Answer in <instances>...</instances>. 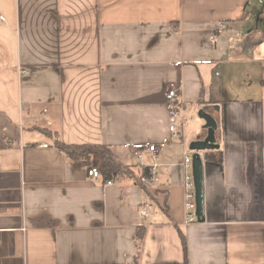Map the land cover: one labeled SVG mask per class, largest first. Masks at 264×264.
<instances>
[{
	"label": "crops",
	"instance_id": "0c3cea01",
	"mask_svg": "<svg viewBox=\"0 0 264 264\" xmlns=\"http://www.w3.org/2000/svg\"><path fill=\"white\" fill-rule=\"evenodd\" d=\"M168 90L217 123V160L201 153L203 222L185 216L181 164L206 131L192 118L171 141ZM38 129L109 146L136 176L154 145L157 180L89 182L93 164ZM137 255L264 264V0H0V264Z\"/></svg>",
	"mask_w": 264,
	"mask_h": 264
},
{
	"label": "built area",
	"instance_id": "2783aa9c",
	"mask_svg": "<svg viewBox=\"0 0 264 264\" xmlns=\"http://www.w3.org/2000/svg\"><path fill=\"white\" fill-rule=\"evenodd\" d=\"M249 2L252 0H248ZM219 30H225L226 27L224 24L218 25ZM165 107L166 113L168 115V122L170 127V139L174 142L184 143L185 138V126L188 122L193 118L192 115H189L186 111L185 104L178 99L177 90H168L165 94ZM45 147V146H44ZM147 152L151 154L152 164L147 168L148 174H150L149 179L142 177L140 182L144 185L149 184L150 182L157 180L156 170L158 168V163L156 159V155L158 153V149L154 145L148 146L146 149ZM137 160H140V152L134 153ZM191 153L188 148H185L183 152V161L182 168L184 171L183 177V187H184V208H185V216L187 217V221L189 223H194L197 221L195 216V202H194V187H193V176L191 173ZM86 176L89 182L96 183L99 180H102L99 169L97 166L91 165L86 169ZM113 185V180H108L104 183V186ZM143 214V212H141Z\"/></svg>",
	"mask_w": 264,
	"mask_h": 264
},
{
	"label": "trees",
	"instance_id": "16d2710c",
	"mask_svg": "<svg viewBox=\"0 0 264 264\" xmlns=\"http://www.w3.org/2000/svg\"><path fill=\"white\" fill-rule=\"evenodd\" d=\"M39 131L43 132V134H47L50 137L53 138V147L56 148L59 152L64 153L70 160L76 161L79 160L83 162L86 166H90L91 162L94 159H96L97 164L96 166L99 169L100 175L102 177V182L106 183L108 180H115L119 179L120 177H125L128 179H131L139 185L140 187H143V184L140 182V179L142 177L149 179L150 174H148L147 169H142L140 176H136L131 171L130 167L126 165V163L123 160H119L118 157L112 152L111 148L109 146H101V145H65L63 144L57 134H51L48 131H44L42 129H38ZM208 152V151H206ZM204 158H207L208 160H217L214 159L208 154ZM219 159V158H218ZM142 235L137 234L136 241L137 245L136 247L139 250V244L141 242ZM138 255L134 259L135 264H137Z\"/></svg>",
	"mask_w": 264,
	"mask_h": 264
},
{
	"label": "water",
	"instance_id": "95a60500",
	"mask_svg": "<svg viewBox=\"0 0 264 264\" xmlns=\"http://www.w3.org/2000/svg\"><path fill=\"white\" fill-rule=\"evenodd\" d=\"M196 115L203 122L202 129L206 131V135L202 140L192 141L188 146V150L191 153L192 158L191 173L193 176V187L195 190V216L198 222H203V158H201V153L206 151L218 150L219 144L216 143L215 134L217 131V123L213 116L211 114H208L204 110H199Z\"/></svg>",
	"mask_w": 264,
	"mask_h": 264
},
{
	"label": "rangeland",
	"instance_id": "374dc122",
	"mask_svg": "<svg viewBox=\"0 0 264 264\" xmlns=\"http://www.w3.org/2000/svg\"><path fill=\"white\" fill-rule=\"evenodd\" d=\"M217 107H214V110H216ZM197 114V111H194L193 112V120L189 123V127L191 128V126H193L194 124H197L198 125V129L202 128L203 126V122L198 118V116L196 115ZM91 164L93 165H96L97 164V161L96 159L93 158Z\"/></svg>",
	"mask_w": 264,
	"mask_h": 264
}]
</instances>
